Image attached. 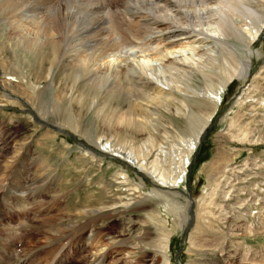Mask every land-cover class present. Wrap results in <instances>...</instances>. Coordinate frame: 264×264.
<instances>
[{"label": "bare ground", "instance_id": "obj_1", "mask_svg": "<svg viewBox=\"0 0 264 264\" xmlns=\"http://www.w3.org/2000/svg\"><path fill=\"white\" fill-rule=\"evenodd\" d=\"M43 1L0 0V38H4L12 57L19 55L23 64L31 63L32 68L38 65L45 78L54 77L53 69L63 67L66 77L57 87L54 103L58 107L67 103L68 119L76 127L90 118L91 125L102 129L93 146L155 185L154 194L175 213V219L169 227L168 222L162 224L158 236H139L136 251L158 248L163 264H171L167 256L172 233L165 231L166 227L182 230L190 222L189 202L186 200L184 207L177 194L168 192L182 182L190 157L221 104V93L234 81L245 86L250 81L240 107L245 110L251 98L264 108V99L251 97L264 94V63L257 75L251 73L253 55H264V42L261 51L252 52L264 35V0H63L64 6L57 0L41 19L36 8ZM3 23L6 26H1ZM21 23L36 27L44 35L36 42L13 41L10 34L20 32ZM237 113L230 118L227 131L246 119ZM262 128L258 134L243 133L240 139L243 143L264 144ZM127 144L129 148L123 147ZM84 154L97 162L89 152ZM216 164L207 166L213 183L207 194L210 200L194 202L195 224L188 238V258L218 252L226 255L227 264H263V259L256 263L254 257L247 256L248 246L242 239L261 234L254 231L250 219L257 216L252 207L264 203V176L256 173L259 185L236 188L244 180L236 176L233 184L227 174H234L236 167H225L218 175ZM113 180L115 189H124L121 195H112L118 200L114 205L125 199L126 207L144 185L141 180L133 184L125 172H118ZM211 203L219 205L221 219L213 214L217 220L206 217L212 213L208 210ZM18 209H25L22 202ZM44 235L53 233L44 231ZM137 253L124 252L123 259L131 261ZM30 255L16 258L14 264H24ZM97 255L94 257L99 264L102 257ZM119 260L114 259V263Z\"/></svg>", "mask_w": 264, "mask_h": 264}, {"label": "rangeland", "instance_id": "obj_2", "mask_svg": "<svg viewBox=\"0 0 264 264\" xmlns=\"http://www.w3.org/2000/svg\"><path fill=\"white\" fill-rule=\"evenodd\" d=\"M45 1L47 3L43 1L36 8L41 19L50 13L51 5L57 0ZM60 3L65 5L63 0ZM3 24L1 26H6ZM20 26V32L15 31L11 37L8 33L6 35L21 42H36L44 35L29 24L21 23ZM263 42L264 35L252 52L261 51ZM8 43L13 45V42ZM11 53L4 38H0V264H14V260L24 254H31L24 264H46L45 260L50 262L48 264H98L96 254L102 257L99 264H163L158 248L143 253L136 251L139 236L148 233L158 236L162 224L168 222L169 227V222L175 219V213L168 211L164 200L154 194L155 185L115 156L105 155L103 150L93 146L102 129L91 125L90 118L76 127L68 119L67 103H61L59 107L54 103L57 87L66 77L62 65L59 67L61 73L54 68V77L45 78L38 65L32 68L31 63L23 64L19 55L12 57ZM263 57L253 55L252 76L257 75L263 66ZM249 84L250 81L246 86L241 81H234L221 93V104L191 155L182 182L168 192L177 194L176 199L184 207L186 200L189 202L187 216L190 222L182 230L166 227L165 231L172 233L167 256L171 264H227L226 255L221 256L218 252L214 255L203 253L189 260L188 238L195 224L194 202L210 200L207 194L213 183L208 178L207 166L217 162L218 175L225 167L231 169L235 166L233 176L230 171L227 174L232 177L231 183L236 176L244 180L236 188L241 185L249 187L252 183L259 185L261 180L256 173L262 172L264 176V144L243 143L240 139L243 133L245 136L258 134L264 128V108L251 98L246 101L245 110L240 107V102L247 97ZM251 97L262 100L264 94L254 93ZM236 113L247 120H241L239 127L227 131L230 118ZM38 121L47 123L50 128ZM235 134L238 135L236 139L232 138ZM105 144L103 141L102 145ZM123 147L129 148L130 144ZM86 152L97 162L90 161L84 154ZM118 172L127 173L135 185L140 180L144 184L140 195L127 207L125 199L114 205L118 200L112 195L124 192L123 187L114 188L116 182L113 178ZM21 202L24 210L18 209ZM214 202L219 204L217 200ZM212 203L208 207L212 213L206 217L220 218L222 210ZM230 203L234 201L231 199ZM101 208H105L101 213L93 212ZM252 209L257 216L250 220L255 226L254 231L261 234L244 237L242 241L248 246L246 254L249 258L254 257L256 263L260 259L264 262V203ZM153 215L154 220L150 221ZM67 223L69 226H65ZM74 223L77 224L70 229ZM44 231L53 233V236L44 235ZM130 251L137 253L134 259H123L124 252ZM117 258L120 260L114 263Z\"/></svg>", "mask_w": 264, "mask_h": 264}, {"label": "water", "instance_id": "obj_3", "mask_svg": "<svg viewBox=\"0 0 264 264\" xmlns=\"http://www.w3.org/2000/svg\"><path fill=\"white\" fill-rule=\"evenodd\" d=\"M38 122H40V121H38ZM40 123H42L43 125H46V126H48L50 128V125H48L47 123H45V122H40ZM202 139H203V137H201L200 142L202 141Z\"/></svg>", "mask_w": 264, "mask_h": 264}]
</instances>
